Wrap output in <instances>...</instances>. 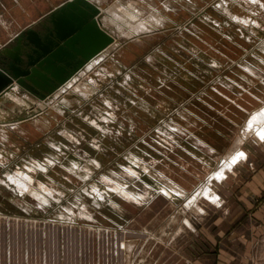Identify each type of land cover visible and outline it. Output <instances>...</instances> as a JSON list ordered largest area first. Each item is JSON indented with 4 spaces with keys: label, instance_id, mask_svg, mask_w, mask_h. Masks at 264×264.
Segmentation results:
<instances>
[{
    "label": "rangeland",
    "instance_id": "1",
    "mask_svg": "<svg viewBox=\"0 0 264 264\" xmlns=\"http://www.w3.org/2000/svg\"><path fill=\"white\" fill-rule=\"evenodd\" d=\"M92 5L103 18L138 9L136 27L147 33L134 28L133 37L128 23L108 29L115 46L94 55L92 70L82 64L71 72L75 89L53 82L44 98L40 89L18 87L10 94L25 102L0 99V125L22 120L0 130V264H150V249L170 241L149 232L208 236L218 217L222 225L251 227L243 217L263 214L264 122H249L264 106V0ZM12 6L20 7L0 0V11ZM6 62L0 58V67ZM58 97L67 105L53 107ZM238 149L246 160L216 181ZM208 183L217 203L201 195L211 194ZM162 186L173 187L179 201Z\"/></svg>",
    "mask_w": 264,
    "mask_h": 264
},
{
    "label": "crops",
    "instance_id": "2",
    "mask_svg": "<svg viewBox=\"0 0 264 264\" xmlns=\"http://www.w3.org/2000/svg\"><path fill=\"white\" fill-rule=\"evenodd\" d=\"M13 1L20 7L12 6L11 9H5L4 12L0 11V58L5 59L7 62L10 60L9 55L12 54L17 39L21 37V39H23L22 41H24L26 30L32 29L39 32V34H43L45 31L42 24L46 22L49 14L70 0H37L35 1L36 3H33L32 0H25L26 3L23 4H20L18 0ZM84 1L90 4V6L95 3V0ZM129 7V10L131 9L130 11L128 10L129 12L124 11V19L119 12L114 10H109L104 18L102 17L103 13H98L95 17L98 26L112 36L113 33L108 29L114 31V27L122 29L121 26L128 23V29L133 32L132 36H136L134 28L140 22L138 21L140 13L138 9H134L132 6ZM111 14H118L119 18L114 19ZM130 15L133 17L136 16L135 19L132 17L133 21L131 22V18L127 17ZM113 40L112 44L101 53L105 54L111 47L115 46L117 42L116 37H113ZM21 122L22 120L17 122V127ZM239 150L240 149L232 154L230 153L231 157H236L234 159L235 162L223 172L222 178L216 181H221L225 178L226 172L235 165L237 160H246L247 154L244 151H240L239 153ZM241 153H243V156H241ZM238 156H240V158H238ZM209 184L210 183H208V188L211 194L216 198L214 201H208L217 203L218 194L214 187V189L209 187ZM260 190L264 191V188ZM165 196L170 198L167 195ZM262 207L264 208V202ZM217 219L218 220L213 222L214 230L209 231L208 236L205 232L185 233L182 231H175L169 232L166 235H164L166 233L165 231H161L160 233L149 232L148 235H154L155 233L156 239H166L170 241L169 244L167 243V246L162 248L163 250L161 246H155L150 249V264H264V210L263 214L256 212V214L250 217H243V221L246 223L247 221L253 222L251 227H248L246 224L243 225L237 220L239 224L233 228L230 224L222 225L219 217ZM182 224L189 227L190 222L187 218H183ZM122 244L123 248L127 246V248L130 249L131 247L130 245H125L124 242ZM156 244L158 245V243Z\"/></svg>",
    "mask_w": 264,
    "mask_h": 264
},
{
    "label": "water",
    "instance_id": "3",
    "mask_svg": "<svg viewBox=\"0 0 264 264\" xmlns=\"http://www.w3.org/2000/svg\"><path fill=\"white\" fill-rule=\"evenodd\" d=\"M96 15L97 8L84 0H70L49 14L42 24L43 34L26 30L24 41L17 39L5 63L7 68L0 67V98L18 87L32 93L40 89L44 98L45 92L54 90L53 82L63 83L71 72L110 44L112 36L98 26ZM28 92L26 97L33 99Z\"/></svg>",
    "mask_w": 264,
    "mask_h": 264
},
{
    "label": "bare ground",
    "instance_id": "4",
    "mask_svg": "<svg viewBox=\"0 0 264 264\" xmlns=\"http://www.w3.org/2000/svg\"><path fill=\"white\" fill-rule=\"evenodd\" d=\"M233 17V16H232ZM238 17V16H237ZM152 20L151 21H153V18H151ZM239 20V19H238ZM242 20V19H241ZM247 20V19H246ZM131 21V20H130ZM243 22H245V20L243 21ZM242 22V23H243ZM145 23V22H144ZM255 23V22H254ZM253 24V23H252ZM256 24V23H255ZM106 26V25H105ZM253 26V25H252ZM144 27H145V25L142 27V26H138V27H135V29H137V32H138V30H139V33L140 34H144V32H146L145 31V29H147V28H145L144 29ZM136 31V30H135ZM147 33V32H146ZM114 40H113V37H112V42H113ZM112 42H111V44H112ZM111 44H108L106 47H104L103 49H102V51L104 50V49H106L109 45H111ZM112 48V47H111ZM102 51H100V53L102 52ZM99 54V53H98ZM97 54V55H98ZM97 55H95V56H97ZM95 56H93L92 58H94ZM91 58V59H92ZM91 59H89V60H87V61H85L83 64H84V66L81 68V69H84V68H87V71L88 70H92V63H91ZM94 60V59H93ZM81 69H79L78 71L80 72L81 71ZM77 71V72H78ZM76 72V73H77ZM74 75V74H73ZM73 75H71L70 77H68L65 81H64V83L66 82H68L69 81V79L73 76ZM83 75V74H82ZM64 83H62L60 86H62ZM65 83V84H66ZM64 86V85H63ZM78 85L76 84V83H74V82H69V83H67L64 87H67L68 89H70V90H72V89H75L76 87H77ZM55 91V90H54ZM9 97H11V98H13V100L16 102V103H22V102H25L24 101V99H22L21 97H18L17 95H12V94H10L9 95ZM64 98H59L58 97V106H56V105H54L53 107H55V108H59L60 106H62V105H67V103H66V101L64 102V100H63ZM38 101H39V103H41V101L42 100H39L38 99ZM71 102V101H70ZM108 102V101H107ZM41 106H42V108H44L45 106L43 105V104H41ZM66 107V106H65ZM62 108V107H61ZM65 113V112H64ZM254 113V112H253ZM252 113V114H253ZM113 114V113H112ZM127 118V117H126ZM108 119V118H107ZM121 119V118H120ZM20 120V119H19ZM111 120V119H110ZM113 120V119H112ZM257 121V122H260V121H263L264 122V106L259 110V111H257L254 115H253V117L250 119V122L249 123H251V122H253V121ZM119 122H121V121H119ZM123 122V121H122ZM126 123V122H125ZM96 124V123H95ZM98 125V124H97ZM17 126V124L16 123H6V124H2V125H0V129L2 130V132L4 133V129L5 128H15ZM100 128H102L103 130H104V128L103 127H101V126H99ZM110 131V130H109ZM259 133H260V135H264V128H261L260 129V131H259ZM111 136H113V134L111 135ZM0 137H2L3 139L5 138L4 137V135L3 134H1L0 135ZM78 141V140H77ZM200 141V140H199ZM201 143H203L202 141H200ZM80 143V142H79ZM207 145V144H206ZM202 146V145H201ZM205 146V145H204ZM180 147V146H179ZM209 147V146H208ZM206 148V147H205ZM211 148V147H210ZM213 149V148H212ZM214 150V149H213ZM70 153V152H69ZM92 153H94V151L92 152ZM142 153V152H141ZM132 154V153H131ZM136 154V153H135ZM93 155V154H92ZM92 155H91V157H92ZM133 155V154H132ZM88 156H90V155H88ZM94 156H96V155H94ZM135 156V155H134ZM241 156H243V153H241ZM1 157H2V155H0V159H1ZM166 157V156H165ZM197 157V156H196ZM145 158H147V157H145ZM153 159V158H152ZM168 159V158H167ZM142 160V159H141ZM231 160L233 161L234 160V158L232 159L231 158ZM94 161V160H93ZM131 161V160H130ZM129 161V162H130ZM139 160L135 157V159L133 160V163H134V165H138L139 164V162H138ZM156 161V160H155ZM145 162V161H144ZM200 162H201V160H200ZM207 163V162H206ZM93 164V163H92ZM97 165V164H96ZM131 165V164H130ZM26 167H28V169H29V171L30 170H34V168H33V166L32 165H27ZM99 167V166H98ZM141 167V166H140ZM119 168V167H118ZM143 168V167H142ZM153 168V167H152ZM70 169V171L72 170L71 168H69ZM136 169V168H135ZM183 169V168H182ZM47 170V169H46ZM93 170H94V168H93ZM125 170H126V172L127 173H129V174H135L136 172H135V170L132 168V167H128V168H125ZM146 170H147V168H146ZM152 170V169H151ZM28 171V170H27ZM116 171V170H115ZM138 171V170H137ZM148 171V170H147ZM158 172V171H157ZM15 173V172H14ZM145 173V172H144ZM149 173V172H148ZM89 175L88 174V172H86L85 173V175ZM9 175V174H8ZM154 175V174H153ZM158 175V174H157ZM105 176V175H104ZM136 176H138V175H136ZM150 176V175H149ZM104 178H106V177H104ZM153 180V179H152ZM171 180V182H173V184H175L176 186L178 185L173 179H170ZM170 180H168V182L170 181ZM188 180V179H187ZM24 181H26L25 179H24ZM35 181V180H34ZM33 182V181H32ZM36 183H37V181H35ZM112 182V181H111ZM158 182V181H157ZM170 182V183H171ZM113 183H114V181H113ZM116 184V183H115ZM33 185H35L34 184V182H33ZM42 185H44V184H42ZM117 186H115L114 188L117 190V191H119V193H120V191L122 192V194L124 195V196H126L127 198H133L134 200L135 199H137V197H135L134 196V194L133 193H130L128 190H126L125 188H123V187H121L119 184H116ZM97 186V185H96ZM148 186V185H147ZM27 187H29V186H27ZM178 187H180V185L178 186ZM91 189H94L95 191H96V188H92L91 187ZM90 189V190H91ZM109 189V188H108ZM154 189V188H153ZM22 190V189H21ZM181 190H182V187H181ZM44 191V190H43ZM104 191V190H103ZM115 191V190H114ZM153 191V190H152ZM50 192V191H49ZM208 192V190L207 189H205L204 191H203V194H201V195H203L204 197H206V198H208L209 200H212V201H214L215 200V196H213L212 194H209V193H207ZM25 193H26V191H25ZM34 193H36V191L34 192ZM51 193H53V192H51ZM98 193H99V191H98ZM162 193L164 194V195H167V196H169L174 202H178L179 201V199L180 198H178L177 196H176V193H177V191L176 192H174V188L172 187V188H170V189H168V188H166V187H163L162 186ZM28 194V193H27ZM215 194V193H214ZM36 195V197H37V194H35ZM42 196V195H41ZM105 196V195H104ZM120 196V195H119ZM93 197V196H92ZM103 197V196H102ZM48 198V197H47ZM49 199V198H48ZM140 200H141V198H140ZM139 201V200H138ZM148 203V202H147ZM39 204V203H38ZM102 205V204H101ZM79 214H83V213H81V212H79Z\"/></svg>",
    "mask_w": 264,
    "mask_h": 264
},
{
    "label": "flooded vegetation",
    "instance_id": "5",
    "mask_svg": "<svg viewBox=\"0 0 264 264\" xmlns=\"http://www.w3.org/2000/svg\"><path fill=\"white\" fill-rule=\"evenodd\" d=\"M75 61H76V59L71 62V65L69 66L68 71H70L71 68L75 65Z\"/></svg>",
    "mask_w": 264,
    "mask_h": 264
}]
</instances>
